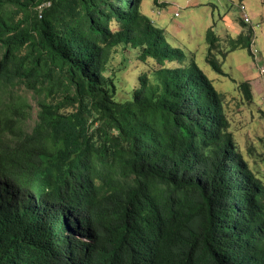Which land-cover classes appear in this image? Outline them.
<instances>
[{
    "label": "trees",
    "instance_id": "16d2710c",
    "mask_svg": "<svg viewBox=\"0 0 264 264\" xmlns=\"http://www.w3.org/2000/svg\"><path fill=\"white\" fill-rule=\"evenodd\" d=\"M141 2L0 0V264H264L254 147ZM252 33L225 45L253 53ZM205 42L224 74L211 27ZM15 85L37 108L27 127Z\"/></svg>",
    "mask_w": 264,
    "mask_h": 264
},
{
    "label": "rangeland",
    "instance_id": "374dc122",
    "mask_svg": "<svg viewBox=\"0 0 264 264\" xmlns=\"http://www.w3.org/2000/svg\"><path fill=\"white\" fill-rule=\"evenodd\" d=\"M242 2L249 17L245 25L240 22L239 0H142L140 9L162 29L171 46L181 48L187 56L192 52L195 54L198 66L226 101L236 142L241 147L252 143L253 156H247V159H250L254 172L264 184V0ZM209 27L219 36L220 47L226 50L224 57L213 51L224 74L216 73L204 61L207 49L205 32ZM248 27L253 30L250 42L251 48L257 50L254 57L248 48L229 50L225 45L229 36L234 38L241 29ZM2 51L0 46V57ZM127 56L132 57V63L123 72L130 77L140 64L134 61L131 52ZM121 61L118 50L110 59V68L116 71L122 66ZM245 80L251 83L253 97L250 101L237 88ZM11 90L28 101L24 122L26 127L32 125L37 109L34 100L23 85H15Z\"/></svg>",
    "mask_w": 264,
    "mask_h": 264
},
{
    "label": "built area",
    "instance_id": "2783aa9c",
    "mask_svg": "<svg viewBox=\"0 0 264 264\" xmlns=\"http://www.w3.org/2000/svg\"><path fill=\"white\" fill-rule=\"evenodd\" d=\"M239 9H240V11H241V15H242L244 21L249 22V17H248V15H247V13H246L245 6H244L243 4H241V5L239 6ZM40 16H41V13H39V17H40ZM253 52H254V53L256 52V49H255V48L253 49ZM261 71H262V69H261Z\"/></svg>",
    "mask_w": 264,
    "mask_h": 264
},
{
    "label": "clouds",
    "instance_id": "9594fccd",
    "mask_svg": "<svg viewBox=\"0 0 264 264\" xmlns=\"http://www.w3.org/2000/svg\"><path fill=\"white\" fill-rule=\"evenodd\" d=\"M256 51H257V50H256ZM252 52H253V49H252ZM252 55H253V57H254V56H255V53L253 52ZM260 71H261V70H260ZM261 72H262V71H261Z\"/></svg>",
    "mask_w": 264,
    "mask_h": 264
}]
</instances>
